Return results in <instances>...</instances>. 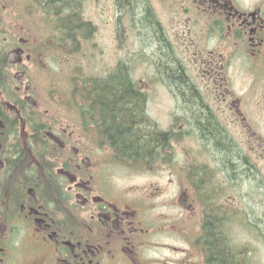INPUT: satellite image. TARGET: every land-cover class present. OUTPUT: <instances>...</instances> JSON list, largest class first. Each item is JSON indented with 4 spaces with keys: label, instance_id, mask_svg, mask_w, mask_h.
Instances as JSON below:
<instances>
[{
    "label": "flooded vegetation",
    "instance_id": "1",
    "mask_svg": "<svg viewBox=\"0 0 264 264\" xmlns=\"http://www.w3.org/2000/svg\"><path fill=\"white\" fill-rule=\"evenodd\" d=\"M142 1L104 0V59L93 20L78 51L74 2L69 36L62 0H0V264H264V0ZM80 74L132 84L114 105L133 161L105 128L110 84Z\"/></svg>",
    "mask_w": 264,
    "mask_h": 264
},
{
    "label": "trees",
    "instance_id": "2",
    "mask_svg": "<svg viewBox=\"0 0 264 264\" xmlns=\"http://www.w3.org/2000/svg\"><path fill=\"white\" fill-rule=\"evenodd\" d=\"M122 1L126 2V6L128 7V9L130 7L133 8L132 10L133 12H135L136 15L140 16L141 14H143L144 3L142 0H122ZM73 2H74V39L76 37L77 40L76 46L78 47V51L81 52L84 46L83 40H86L90 37L93 28L91 24L85 21L83 17V11L81 7V5L83 4L81 1L76 2V0L74 1L62 0V2H60L59 5L62 8L65 7V9L69 10L71 9ZM72 13L73 10L71 9V11L69 12L62 11V12H56L55 14L56 17H60L62 21L68 20V23L64 27L63 31L65 34H68L69 36L71 34L67 26L70 24ZM145 26L146 27L144 28L146 30L153 32L155 36L156 34L155 26H150V24ZM69 28L71 27L69 26ZM162 56L163 59L168 62V56L165 54ZM168 65L172 67L175 65V63L169 61ZM166 73L168 74L167 76L168 79L173 84H175L179 88H185V84L180 79H178L179 71L177 69L173 70L170 68V70H167ZM75 74L76 73H74V75ZM76 75L74 76L75 85L79 84L76 83L77 81ZM78 77L80 78V80H82L80 83H84L83 85H85V87L93 83L110 84L111 87L102 90V92L99 95V101L103 102V104L101 105V110H102V116L104 117L106 122L105 128L112 136V143L116 145L117 149L122 151L123 155L121 156L126 159H131L129 161H133L134 160L133 158H135L134 154L136 153V149H137L136 148L137 141L135 140V137L133 135L135 133L134 130H132L133 128L131 127L132 128L131 129L128 127L132 121L133 116L130 115L128 112L116 111L115 107L117 106L114 105V101L116 100L120 101L122 100V97H124V101H127L128 103L127 105H125L126 109L128 111L132 110L133 108L132 103L135 101V96L132 95V90H133L131 86L132 84L127 80V78L121 76L113 78L112 80H107V81L103 80L101 82H96L95 80H91L89 77L83 76L81 74ZM85 91H86V95L89 94L88 89H85ZM206 132H208V134L218 143V147H220L219 144H220L221 134L219 133V131H217L215 127L212 128L208 127ZM220 148L224 150L227 157L229 158L234 157V153L232 152L231 149L225 147L223 144Z\"/></svg>",
    "mask_w": 264,
    "mask_h": 264
},
{
    "label": "rangeland",
    "instance_id": "3",
    "mask_svg": "<svg viewBox=\"0 0 264 264\" xmlns=\"http://www.w3.org/2000/svg\"><path fill=\"white\" fill-rule=\"evenodd\" d=\"M81 1H82L83 5H84V6L82 5L84 19L86 21L93 20L99 25V33L97 34V36H95L94 45H95L96 49L98 50V52L100 53V55H101V52L103 50L106 51L105 55H101V56H104V59H105V58H107V55L109 54L108 53L109 42H108V40L106 38L107 29L105 28L103 21L110 17V12H109L108 15H103L102 16V13H103L102 7L105 5V3L107 4V0H105V3H104V0H81ZM89 48L92 51L93 44H91L89 46ZM80 55L81 54L76 55L74 57V62H77L76 64L78 66H80V68L81 67L84 68V69H82V71H85L86 63L88 64L90 58H88V57L85 58L84 56L82 57ZM128 56L129 55H126L127 58H128ZM95 62H96V69H99L98 71L95 72V74H101L102 70H103V65H102L103 62L101 61V59L100 60H96ZM71 64H73V62L66 63V62L59 61V66L64 70V72H63L64 73V77L67 80L70 79L71 76L73 75V73L67 72L68 68H71L69 66ZM134 75H135L136 78H139L138 71H135ZM164 93H165L164 90H160L158 92L155 100H157V101H166V100H168L169 96L167 94L165 95ZM135 175H136V173H135ZM145 180L146 179H144L143 177H140V176L136 175V177L127 178V179L123 180L121 183L126 185L127 187H130V186L137 187V186H142L144 184Z\"/></svg>",
    "mask_w": 264,
    "mask_h": 264
}]
</instances>
